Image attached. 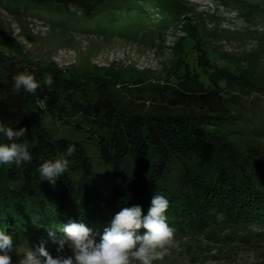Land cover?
Here are the masks:
<instances>
[{
  "label": "trees",
  "instance_id": "trees-1",
  "mask_svg": "<svg viewBox=\"0 0 264 264\" xmlns=\"http://www.w3.org/2000/svg\"><path fill=\"white\" fill-rule=\"evenodd\" d=\"M234 6L247 23L264 22V0ZM0 9L106 38L135 39L168 28L183 36L169 75L123 80L41 66L0 33V121L27 129L24 142L33 156L19 167L0 165V230L13 237L17 252L44 241L50 254H64L67 245L57 251L49 226L75 220L102 233L123 207L138 205L147 215L154 193L169 201L173 243L264 240V74L256 65L240 70L218 60L202 27L176 0H0ZM21 71L39 82L34 94L13 92ZM46 74L53 77L51 87L44 84ZM127 96L168 107L137 109ZM0 143H9L3 134ZM69 144L76 152L67 157L65 174L54 187L41 181L39 166L64 156Z\"/></svg>",
  "mask_w": 264,
  "mask_h": 264
},
{
  "label": "rangeland",
  "instance_id": "rangeland-1",
  "mask_svg": "<svg viewBox=\"0 0 264 264\" xmlns=\"http://www.w3.org/2000/svg\"><path fill=\"white\" fill-rule=\"evenodd\" d=\"M191 12L190 22L202 27L201 32L210 51L219 60H225L240 70L256 68L264 74V22L252 25L235 8L237 0H176ZM248 2L249 0H238ZM83 28L78 31L50 26L39 18H13L0 9V33L18 44L29 59L63 74L77 76L114 77L123 80L143 78L161 79L178 64L180 30L168 28L165 32L133 38L102 37ZM191 60L192 56L189 55ZM264 62V61H262ZM174 83V82H173ZM176 83V82H175ZM128 104L143 110L163 109L166 105L152 104L146 97L127 96ZM126 102V101H125ZM156 106V107H155ZM66 135L79 139L75 133ZM96 161H94L95 163ZM23 254L24 252H17ZM12 264L21 256L12 253ZM57 255H72L67 252ZM165 264H264V240L250 243H209L199 238L172 243L162 260Z\"/></svg>",
  "mask_w": 264,
  "mask_h": 264
},
{
  "label": "clouds",
  "instance_id": "clouds-1",
  "mask_svg": "<svg viewBox=\"0 0 264 264\" xmlns=\"http://www.w3.org/2000/svg\"><path fill=\"white\" fill-rule=\"evenodd\" d=\"M70 10L82 13L73 5ZM13 92L19 94L21 90L34 94L40 87L35 76L21 71L13 77ZM53 77L44 76V84L51 87ZM27 129L5 126L0 121V134L9 143H0V165L15 164L17 167L30 163L33 159L29 146L24 142ZM76 152L75 144H69L64 156L55 160H46L39 166L41 181H48L53 187L57 178L68 170L69 161ZM169 208L168 199L159 193H154L147 215H143L140 206L123 207L115 214L111 224L103 232H94L84 222L69 220L59 227L49 226L48 237L58 245L57 251L62 252L67 245L72 255H51L44 247V241L33 250L27 247L21 255L17 253V246L13 237L0 230V264H12V253L21 258L18 264H154L162 261L169 252L174 241L175 229L169 226L166 215ZM37 227L42 223L34 221ZM143 229V234L140 230ZM57 232L63 235L57 237ZM99 236L97 241L96 237Z\"/></svg>",
  "mask_w": 264,
  "mask_h": 264
}]
</instances>
